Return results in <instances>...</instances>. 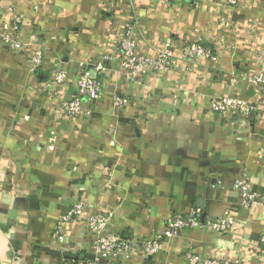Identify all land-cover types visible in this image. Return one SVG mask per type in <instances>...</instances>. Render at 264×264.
<instances>
[{
	"label": "crops",
	"instance_id": "1",
	"mask_svg": "<svg viewBox=\"0 0 264 264\" xmlns=\"http://www.w3.org/2000/svg\"><path fill=\"white\" fill-rule=\"evenodd\" d=\"M23 15L24 38L45 49L34 73L26 54L0 42V264H93L86 218L111 211L109 228L144 238L172 213L200 209L212 221L226 209L232 229L182 230L153 258L104 259L96 264H189L182 253L264 264V204L245 208L234 189L243 172L264 195V115L243 123L213 113L211 99L226 94L256 102L258 86L231 77L264 74V0H3ZM224 20L229 24H224ZM134 25L138 52L175 55L200 38L217 50L216 65L178 61L167 72L129 81L115 53L118 37ZM108 57V58H107ZM100 76L103 96L87 103L90 116L67 117L60 102L77 92L78 63ZM103 62L99 74L94 64ZM65 86L50 83L56 68ZM114 95L128 100L121 109ZM78 199L85 214L53 228ZM259 248V249H257Z\"/></svg>",
	"mask_w": 264,
	"mask_h": 264
},
{
	"label": "built area",
	"instance_id": "2",
	"mask_svg": "<svg viewBox=\"0 0 264 264\" xmlns=\"http://www.w3.org/2000/svg\"><path fill=\"white\" fill-rule=\"evenodd\" d=\"M227 7H237L240 0H222ZM24 17L13 4H4L0 0V42L14 53L26 54L29 61L28 71L34 73L44 60L45 49L41 44H34L31 39L24 38ZM224 24H229L224 20ZM138 40L134 31V25H127L118 37L115 53L120 56L119 66L126 74L129 81H137L146 72H167L171 69L176 60L187 62L203 60L211 65L218 61L217 50L203 44L200 38L192 41H185L179 47V53L175 55L168 49H158L155 56L149 57L138 52ZM260 56L264 64V46L261 48ZM108 58V57H107ZM90 66L86 62L78 63L76 76L77 92L68 99L60 102V109L67 117L90 116L91 110L87 103L99 100L104 94V85L100 76L92 75ZM99 74L104 70L103 62H97L92 69ZM242 77V78H241ZM258 86V99L256 102L247 100L232 94H226L211 99L209 109L213 113L230 114L243 123H248L250 114L260 118L264 115V74L259 73L252 76H232L231 83L236 84L237 79ZM68 79V73L63 68H56L51 77L50 83L63 87ZM114 106L117 109L123 108L128 100L122 96L114 95ZM234 189L240 196V205L250 208L255 205L264 204V195L251 190L248 177L245 173L234 181ZM87 203L83 199L74 202L69 210L61 216L53 228V240L63 243L66 239L64 224L84 216ZM200 209L191 207L188 212H175L170 214L161 229L156 230L150 236L134 238L123 236L109 228L113 217L111 211L91 213L86 218L87 229L92 237L90 249L93 257V264L101 260L118 257L123 260L139 256L144 259L153 258L164 248L166 242L178 235L182 230L207 227L210 230L221 233L232 229L235 225V218L231 209H226L221 216L212 221H201L198 216ZM258 243L264 244V229L259 236ZM259 249V248H257ZM189 264H239L236 260L226 258L200 257L191 251L182 253Z\"/></svg>",
	"mask_w": 264,
	"mask_h": 264
},
{
	"label": "rangeland",
	"instance_id": "3",
	"mask_svg": "<svg viewBox=\"0 0 264 264\" xmlns=\"http://www.w3.org/2000/svg\"><path fill=\"white\" fill-rule=\"evenodd\" d=\"M177 61H178V60H177ZM177 61H176V62H177ZM179 61H181V60H179ZM176 62H175V63H176ZM175 63L173 64V66L175 65ZM173 66H172V67H173ZM172 67H171V68H172Z\"/></svg>",
	"mask_w": 264,
	"mask_h": 264
}]
</instances>
